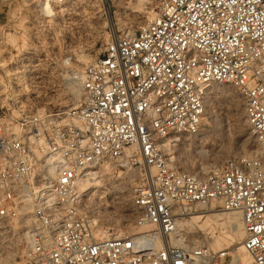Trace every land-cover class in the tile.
<instances>
[{
	"label": "built area",
	"instance_id": "obj_1",
	"mask_svg": "<svg viewBox=\"0 0 264 264\" xmlns=\"http://www.w3.org/2000/svg\"><path fill=\"white\" fill-rule=\"evenodd\" d=\"M216 82L238 89L264 143V0H155L147 22L88 65L75 105L12 116L0 104V264H234L177 232V219L212 200L240 213L242 245L264 264L262 161L200 174L166 154L176 135L199 131ZM105 160L139 168L131 210L149 230L114 235L94 219L81 186Z\"/></svg>",
	"mask_w": 264,
	"mask_h": 264
},
{
	"label": "rangeland",
	"instance_id": "obj_2",
	"mask_svg": "<svg viewBox=\"0 0 264 264\" xmlns=\"http://www.w3.org/2000/svg\"><path fill=\"white\" fill-rule=\"evenodd\" d=\"M154 5L155 0H0V104L12 116L75 105L81 92L78 82L69 78L72 73L93 62L115 36L134 32L147 22ZM213 85L230 94H211L214 99L205 114L210 123H201L198 136H175L176 146L166 154L177 168L205 174L229 159L256 154L252 150L257 140L245 121L238 89L229 83L209 87ZM93 170L103 178L102 187L87 198L94 219L108 233L130 232L133 187L141 182L139 168L105 160ZM218 227L190 226L184 236L218 251L221 248L211 246ZM232 260L236 263L233 256Z\"/></svg>",
	"mask_w": 264,
	"mask_h": 264
},
{
	"label": "bare ground",
	"instance_id": "obj_3",
	"mask_svg": "<svg viewBox=\"0 0 264 264\" xmlns=\"http://www.w3.org/2000/svg\"><path fill=\"white\" fill-rule=\"evenodd\" d=\"M80 60H82V58H80ZM88 61L89 60L85 59L86 63ZM91 63H92V60L90 62H88L86 64V66H84L82 68V70L80 69L81 71L79 73L76 70L69 77L72 80L78 82L79 89L81 92V96H82V91H81V86H80V77L82 76V74L84 73V71L88 67V65H90ZM219 83H221V82H219ZM212 84H214V83H209L206 87V90H205V96H204L205 112H204V115L202 118V123H205V122L210 123L209 121H207V117H205V114H206L207 110H209V105L211 103V100L213 101V99H214V97H212L211 94L221 92V91L224 93L227 92L226 94H228V95L230 94L227 90H224L222 87H217V85H213V86H216L215 88L209 87ZM81 96H80V98H81ZM211 97L213 99H211ZM227 97H229V96H227ZM200 133L201 132L198 131L197 133H195V135L194 134L193 135L198 136ZM256 142H257L256 143V149L252 150V151H255L254 153H256V154H247L246 156H252V157L259 158L262 161V164L264 167V143L259 141V140H257ZM224 151L230 152V148L225 147ZM222 153H224V152H222ZM234 154H239V152L235 151ZM169 158H171V157H169ZM214 158L216 159V157H214ZM217 159H218L217 161H219L218 157H217ZM121 164H124L123 160H122ZM103 166H104V164H103ZM101 167H102V165H101ZM126 169H128V168H126ZM129 169H131V168H129ZM102 171H100V172H102ZM126 172H128V170ZM132 173H134V172H132ZM86 174H87L86 178H85L81 187H84L85 190H89V191H92L95 188L102 187L103 178L99 177V174L97 171L93 170V168H89L86 170ZM134 175H135V173H134ZM216 202H218V201L212 200L210 207H208V206L201 207L199 209H196L195 211H191L190 214H188L187 216H184V217L177 219V232H178V234H179V231L182 233L181 230L189 228L190 226L195 227L197 225V226H201L202 228L204 226H207L209 228L210 227L214 228L215 226H219L218 227L219 233L215 234L213 236L212 241H211V246L213 247V249H216L218 247L221 248V250L222 249H231L229 251L232 252V256L236 260L237 264H255L253 262L252 255L242 245V240L244 238V228H243L240 213L237 211L226 210L224 207H221V206L216 208V207H214ZM202 208H205V209H202ZM129 228H131V227H129ZM144 230H149V227L146 225L136 226L134 224L132 226V229L130 230V232H128V230L127 231L123 230V231L119 232L120 231L119 230V231H116L117 233H114V232L113 233H114V235H122V234H130L133 232H140V231H144ZM211 231H212V229H211ZM100 234L101 235L103 234L104 236L108 235V234H106V232H103V231H101ZM172 239L175 240V237H172ZM232 262H233V260H232ZM233 263L236 264L235 262H233Z\"/></svg>",
	"mask_w": 264,
	"mask_h": 264
}]
</instances>
